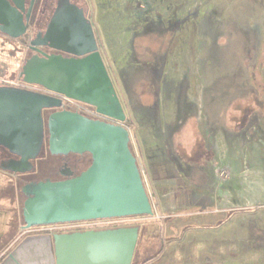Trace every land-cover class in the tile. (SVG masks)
<instances>
[{
  "label": "rangeland",
  "instance_id": "374dc122",
  "mask_svg": "<svg viewBox=\"0 0 264 264\" xmlns=\"http://www.w3.org/2000/svg\"><path fill=\"white\" fill-rule=\"evenodd\" d=\"M86 1L154 214L59 229L137 227L132 264H264V0ZM25 60L0 41V84L43 90ZM6 173L0 232L23 238L28 181Z\"/></svg>",
  "mask_w": 264,
  "mask_h": 264
},
{
  "label": "water",
  "instance_id": "95a60500",
  "mask_svg": "<svg viewBox=\"0 0 264 264\" xmlns=\"http://www.w3.org/2000/svg\"><path fill=\"white\" fill-rule=\"evenodd\" d=\"M1 3L10 8L6 1ZM10 9L0 24L6 32L16 27L18 32L12 37L17 38L25 26L21 21L16 26V10ZM93 37L83 11L65 1L46 40L72 41V47L66 50L82 57L98 50ZM30 69L26 78L29 83L90 105L111 121L61 109L51 113L46 122L43 111L60 109L62 98L0 87V147L20 157L19 162L12 163L15 173L34 170L30 161L39 157L46 137L51 155L88 153L92 158L91 165L77 176L59 181L46 179L23 187L24 228L152 216L153 205L130 148V132L122 125L126 116L101 58L90 62L50 57L39 64L31 63ZM138 239L137 227L31 235L0 264H132Z\"/></svg>",
  "mask_w": 264,
  "mask_h": 264
},
{
  "label": "flooded vegetation",
  "instance_id": "af4514ba",
  "mask_svg": "<svg viewBox=\"0 0 264 264\" xmlns=\"http://www.w3.org/2000/svg\"><path fill=\"white\" fill-rule=\"evenodd\" d=\"M2 1H6L10 8H13L14 10H16V13H13L15 14L14 23L17 26L19 21H21L22 24L25 26V31L21 36L14 38L12 37V33H15V32L17 33L18 32L17 28L15 27L14 29H11L10 31L12 32H6V28L0 24V41L3 42L4 45L12 47L15 50V54L24 56L26 59L25 60L26 63L30 62L34 64H39V63H42L43 61H46L47 58H50V57L60 58L66 61H79V60L89 59L90 62H93L95 61L97 57H100L104 64V68L106 72L108 73V70L105 66V63H104V60L101 54L100 38L98 36L97 29L93 24L90 10L88 9L89 3H87L86 0H0V19L3 18V15H5L6 13H10V10H11L10 8L9 10L7 7L2 5L1 3ZM65 1L69 2L72 7H77L83 11L85 18L90 28L93 31V35H94L93 38L95 40L96 46L98 47V50L96 52L87 54L82 57H78L72 53H69L66 50L67 48L72 47V41H66L65 39H56V38H54L53 41L46 40L50 32V29L52 27L53 20L57 14V11L59 10L62 2H65ZM54 35H58V31H55ZM88 47L90 46L88 45ZM108 76H109V73H108ZM20 80H23L25 82V85H28L30 87L34 86L35 88H40L37 85L29 83L23 77L22 73L20 74ZM0 87H13V88H19V89L23 88L16 84L12 85L8 83H2L0 84ZM24 90H27V89H24ZM28 91H31V90H28ZM32 92H37V91H32ZM41 92H44L46 94H53V95L55 94L47 90L44 87H43V90L39 89L38 93H41ZM57 95L59 98H62V99L65 98L64 96H61L59 94ZM78 103H81V102H78ZM84 105L87 106L92 112L97 113L96 108L90 105H87V104H84ZM63 108H64V103L60 109L44 110L43 116H44L45 121L47 119L46 118L47 112H54L55 110H61V109L64 110ZM94 118L96 117L94 116ZM94 118L92 117V119ZM47 143L48 142L45 140L44 147H43L41 154L44 151H46L49 154L48 157L44 159L42 158L38 159L39 158L38 157L36 160H31L30 162L32 163L34 170L30 173L26 172L25 174H23V177L25 178L24 180H26V182L28 181V184L33 183L34 177L40 173L47 172L49 173V177L46 179H51L52 181H59V180H65L67 178L77 176L83 171H85L90 166V163L92 161L90 154L88 153H85L83 155L69 154L67 156L51 155L49 153ZM3 149L6 150L7 154L3 155V159L0 161V167H2L3 170L8 171L10 173L11 171H14V169L12 168V163L16 158H18V156L12 154L10 151H8L5 148ZM52 177H58V178L53 179ZM23 187L21 188V195L25 197L26 199V196L23 193ZM88 222H91V221L77 222L76 225H80L81 223L86 224ZM71 226H73V224L71 223L62 224V225L37 226L31 229H25L29 233L25 237L31 236V235H40V234H71L75 232L100 231V230H95L91 228L85 229L81 227H78L75 230L59 229L61 227L66 228V227H71ZM119 228H124V227H117L115 229H119Z\"/></svg>",
  "mask_w": 264,
  "mask_h": 264
},
{
  "label": "crops",
  "instance_id": "0c3cea01",
  "mask_svg": "<svg viewBox=\"0 0 264 264\" xmlns=\"http://www.w3.org/2000/svg\"><path fill=\"white\" fill-rule=\"evenodd\" d=\"M3 149V148H2ZM1 154V153H0ZM1 156V155H0ZM2 158H0V161ZM0 167V194L2 188H7L9 186V178L7 177L8 173ZM7 193V190H6ZM13 193L15 196V188L13 187ZM15 198V197H14ZM7 200V199H6ZM6 213V212H5ZM9 219V218H8ZM1 220V219H0ZM10 222V220H9ZM1 225V224H0ZM6 231L0 232V263L13 251V249L25 238H21V236H10L6 235ZM5 235V236H4ZM19 242V243H18Z\"/></svg>",
  "mask_w": 264,
  "mask_h": 264
},
{
  "label": "trees",
  "instance_id": "16d2710c",
  "mask_svg": "<svg viewBox=\"0 0 264 264\" xmlns=\"http://www.w3.org/2000/svg\"><path fill=\"white\" fill-rule=\"evenodd\" d=\"M125 123L127 124V126H130V125H133V123L131 122V120L130 119H126V121H125ZM244 123V122H243ZM130 124V125H129ZM8 172V171H7ZM10 173H12V175H16V177H18L20 180L21 179H25L24 177H23V174H17V173H15V171H11ZM25 181V180H24ZM19 243V242H18ZM163 249H164V245H163V247H162V249H161V251L159 252V254L157 255V256H155V257H152L151 259H148V260H146L145 261V263L144 264H147V263H149V262H152L153 260H155L156 258H158V256H160V254L162 253V251H163ZM136 252V251H135Z\"/></svg>",
  "mask_w": 264,
  "mask_h": 264
},
{
  "label": "built area",
  "instance_id": "2783aa9c",
  "mask_svg": "<svg viewBox=\"0 0 264 264\" xmlns=\"http://www.w3.org/2000/svg\"><path fill=\"white\" fill-rule=\"evenodd\" d=\"M65 100H71V99H68V98H63V103H64V101ZM81 110H83V111H85L86 113H88L89 115H94V114H96L95 112H92L89 108L87 109V108H85V107H79Z\"/></svg>",
  "mask_w": 264,
  "mask_h": 264
}]
</instances>
